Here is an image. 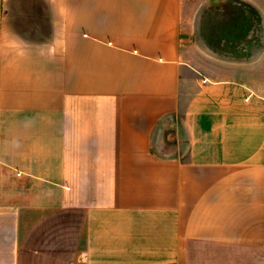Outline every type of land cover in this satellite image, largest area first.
Masks as SVG:
<instances>
[{"label": "crops", "instance_id": "crops-1", "mask_svg": "<svg viewBox=\"0 0 264 264\" xmlns=\"http://www.w3.org/2000/svg\"><path fill=\"white\" fill-rule=\"evenodd\" d=\"M0 264H264V0H0Z\"/></svg>", "mask_w": 264, "mask_h": 264}, {"label": "rangeland", "instance_id": "rangeland-1", "mask_svg": "<svg viewBox=\"0 0 264 264\" xmlns=\"http://www.w3.org/2000/svg\"><path fill=\"white\" fill-rule=\"evenodd\" d=\"M214 2V1H213ZM213 7H218V4H214ZM238 9V13L234 12L231 16H229L227 18V20L225 21L224 25L221 27L219 25V22L217 21V23H214V21H209V27H210V45L213 49L214 52L221 54V53H227V54H231L234 57L236 56H240V53L238 51L241 52L240 45L236 43V41L234 39H232V43L228 44L226 43H221V38L229 36L231 38H233V36H236L239 32L242 33H246L249 28H244L242 25L237 26L235 20H237L238 18H249V21L251 20L252 17H254V14L252 15V12L250 9L248 8H244L243 6H236ZM212 8V7H211ZM232 21V22H231ZM246 29V30H245ZM243 31V32H242ZM238 32V33H237ZM166 141L168 143V145L170 146V144L173 141V137L171 132L168 133L167 137H166ZM156 146V150H159V147L162 148V145H160L158 143L155 144Z\"/></svg>", "mask_w": 264, "mask_h": 264}]
</instances>
